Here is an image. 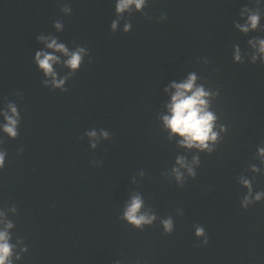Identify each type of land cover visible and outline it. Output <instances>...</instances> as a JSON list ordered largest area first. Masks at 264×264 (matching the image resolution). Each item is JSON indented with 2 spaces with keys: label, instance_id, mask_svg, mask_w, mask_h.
<instances>
[{
  "label": "water",
  "instance_id": "obj_1",
  "mask_svg": "<svg viewBox=\"0 0 264 264\" xmlns=\"http://www.w3.org/2000/svg\"><path fill=\"white\" fill-rule=\"evenodd\" d=\"M246 4L254 6L151 0L147 16L126 17L131 32L112 33L114 0H0V109L15 102L22 117L15 140L0 134L8 153L0 207H17L14 239L29 247L22 264H264V201L241 208L247 190L238 183L245 174L264 191V173L247 171L259 163L256 148L264 143V63L232 61L234 44L247 53L248 39L264 36V21L248 35L234 28ZM161 14L167 20L157 22ZM56 20L64 31L53 27ZM39 34L89 49L92 63L85 57L67 92L41 83L32 62L43 47ZM57 71L69 74L62 65ZM191 71L219 88L213 110L228 132L213 154H200L197 177L181 188L162 173L178 155L191 160L196 153L169 141L157 116L164 86ZM93 128L111 133L95 150L84 137ZM92 160L102 164L93 167ZM136 193L144 199L141 211L158 218L143 230L121 219ZM169 215L175 230L166 235L159 218ZM195 225L205 228L207 245L195 237Z\"/></svg>",
  "mask_w": 264,
  "mask_h": 264
},
{
  "label": "clouds",
  "instance_id": "obj_2",
  "mask_svg": "<svg viewBox=\"0 0 264 264\" xmlns=\"http://www.w3.org/2000/svg\"><path fill=\"white\" fill-rule=\"evenodd\" d=\"M151 0H114L115 19L111 21L110 30L112 33L122 31L129 33L133 25L126 17H131L135 13H141L147 16L144 11L149 7ZM254 5L247 4L241 7L239 11V21L234 22V28L248 35L257 32L262 27L264 21V0H249ZM61 12L65 16L72 14L71 6H64ZM151 19V17H149ZM167 20L166 14H161L157 22ZM123 21L122 27L121 22ZM53 27L57 32L64 31L65 25L61 20H56ZM36 39L43 47L35 50L32 62L38 72L42 74L41 83L45 88L67 92V83L70 78L80 71L81 66L88 57V63H92V57L89 49L85 46H77L70 49L66 43L61 41L57 36L50 34H39ZM250 51L242 52L239 44L232 47V61L235 64L244 63L245 56L250 58L252 64L259 60L264 63V36H254L247 41ZM203 63H208L207 58H203ZM63 66L69 70L68 75L61 76L57 71V66ZM201 77L197 72H188L182 79H173L163 88L166 97L162 102V113L157 116L161 128L167 133L169 141L175 139L179 148L195 151L191 160L185 156L178 155L171 171L162 173L169 179H174L178 187H183L189 178L197 177V169L201 165L200 154L211 155L216 151L217 145L221 142L222 137L228 132V125L220 123V116L213 110V103L219 98V88L206 86L201 82ZM0 134L15 140L19 136L21 124V112L17 104L8 101L0 109ZM89 138V148L97 149L102 141L111 139V133L104 128L87 130L84 137ZM83 139V137H82ZM3 142L0 141V145ZM20 152L23 151L21 148ZM8 157L7 151L0 146V171L5 168ZM257 163L249 165L248 170L253 174L264 173V143L256 148L254 157ZM93 167H98L102 161L92 160ZM140 179H143L145 172L139 171ZM133 184H137V176L132 177ZM238 183L247 191L243 195L240 206L248 209L251 205L264 201V191L254 190L253 179L248 175L241 174L238 177ZM144 205V199L141 194L136 193L131 196L121 214V219L133 228L143 230L146 226H152L158 219L155 212L141 211ZM178 216H183V209H178ZM17 215V207L12 204L10 207H0V264H22L23 258L29 251L25 240L19 236L13 235L16 227L15 221L10 217ZM159 223L163 233L170 235L175 230V221L171 215L166 218H159ZM194 235L197 239H202L204 245L208 244L206 230L201 225L194 226ZM115 264H120L116 261Z\"/></svg>",
  "mask_w": 264,
  "mask_h": 264
}]
</instances>
